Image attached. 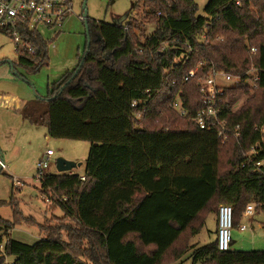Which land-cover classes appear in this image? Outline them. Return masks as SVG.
Here are the masks:
<instances>
[{
	"label": "trees",
	"instance_id": "trees-1",
	"mask_svg": "<svg viewBox=\"0 0 264 264\" xmlns=\"http://www.w3.org/2000/svg\"><path fill=\"white\" fill-rule=\"evenodd\" d=\"M143 1L145 25L132 12L122 25L88 18L91 47L79 64L49 86L46 98L21 109L49 137L91 148L84 175L39 179L62 218L40 224L13 198L0 199L14 212L12 222L0 217V264L9 257L8 264H264V251L221 252L217 238L178 249L186 234H199L215 204L232 206L234 229L248 205L264 212V164L249 161L254 145H260L255 161L264 157V0H210L205 16L194 0ZM24 38L37 54L17 52L14 66L37 72L48 61L49 43L36 31ZM213 67L241 79L222 97L220 119L236 134L226 142L171 107L179 97L192 115L200 110L198 81ZM252 70L256 87L246 82ZM23 224L37 226L41 240L12 239Z\"/></svg>",
	"mask_w": 264,
	"mask_h": 264
},
{
	"label": "rangeland",
	"instance_id": "rangeland-1",
	"mask_svg": "<svg viewBox=\"0 0 264 264\" xmlns=\"http://www.w3.org/2000/svg\"><path fill=\"white\" fill-rule=\"evenodd\" d=\"M194 1L199 7L198 15L205 16V8L210 0ZM76 4V14H79L83 11L82 0H76ZM134 4L139 5L136 11L132 9ZM87 8L88 18L91 20L109 23L132 12L131 19L136 18L142 25L146 24L141 16L144 10L143 0H87ZM153 31V27L148 30L149 33ZM41 32L49 39L48 31L41 29ZM54 40L55 47L48 49V61L39 71L31 72L14 66L18 60L16 44L10 36L0 32V158L2 155L8 167L0 175V199L9 203L13 198L24 216L34 218L40 224H45L53 216L62 218L64 213L61 208H52L48 198L43 196L37 162L43 154L52 150L54 155L50 157L47 174L58 173L57 160L65 158L81 163L82 166L74 172L82 175L85 173L91 148L89 142L51 138L45 127L32 125L21 115V109L26 103H33L37 97L46 98L49 86L66 70H72L79 64L86 47L84 22L74 16L66 25L65 32ZM244 101L245 98L239 100L235 109ZM41 105L38 107L40 110L44 109V105ZM221 205L225 204H215L214 214H203L202 219L206 217L207 221L199 234L193 238L186 234L179 242L178 249L192 244L205 246L216 241V214ZM13 214L12 206L7 204L0 207V217L5 220L12 222ZM50 224L56 225L57 221L51 220ZM241 225L246 226V230H233L232 251H264V212L255 211L252 217H243ZM11 238L34 244L41 239V234L37 226L23 224L11 231ZM10 259L11 257L6 258V262ZM175 264H180V261Z\"/></svg>",
	"mask_w": 264,
	"mask_h": 264
},
{
	"label": "built area",
	"instance_id": "built-area-1",
	"mask_svg": "<svg viewBox=\"0 0 264 264\" xmlns=\"http://www.w3.org/2000/svg\"><path fill=\"white\" fill-rule=\"evenodd\" d=\"M76 6V0H0V32L10 36L14 40L17 52H29L32 55H36L37 52L34 46L29 39L24 38V34L27 31H36L48 41L49 47H55L54 39L60 37L65 32L66 25L74 16L82 23L85 22L83 11L76 14ZM41 29L48 31L49 39L41 32ZM255 52L253 49V53ZM185 60H188V57ZM200 67L201 63L190 71L188 76L185 77V81L194 78ZM240 80L239 77L219 71L213 67L207 76L198 81L199 91L202 95V107L200 110L192 115L184 107L179 97L173 101L171 107L180 117L192 118L201 130L217 131L222 141L226 142L236 134L234 130L229 128L226 121L220 119L222 97L227 88L235 87L240 83ZM257 81V71L252 70L248 74L246 82L256 87L255 83ZM137 105L138 102H134L133 106L136 107ZM145 111L146 108L136 114L138 121L142 119V113ZM261 133L263 135L262 145L264 146V127L261 129ZM259 146L254 145L251 148V156L249 158V161L254 162L256 166L264 164V157L262 160L255 161L256 157L260 154ZM53 155L54 152L48 150L37 162L36 167L39 177L47 174V169L50 166L49 160ZM0 168L7 170V166L1 158ZM70 173L73 174L74 171ZM82 179L84 180L85 178L82 177ZM255 211H257L255 205H248L244 217H252ZM217 219L218 250L221 252L231 251L234 230V210L232 206L221 205ZM239 229L245 231L246 226L241 225ZM1 250H3V246H1Z\"/></svg>",
	"mask_w": 264,
	"mask_h": 264
},
{
	"label": "water",
	"instance_id": "water-1",
	"mask_svg": "<svg viewBox=\"0 0 264 264\" xmlns=\"http://www.w3.org/2000/svg\"><path fill=\"white\" fill-rule=\"evenodd\" d=\"M88 12L89 11H88V8H87V0H85V2L83 3V16L85 18L84 25H85V33H86L87 50H89L90 47H91V38H90V32H89V26H88ZM129 15H130V13H127L125 16L117 18V19L113 20V22H111V23L122 25L128 19ZM82 65H83V63L81 62L79 67L76 69L73 77L67 82V84L65 86L62 87L61 92L66 88V86L68 84H70V82L73 79L76 78V76L80 72V69H81ZM11 67L13 69V64H11ZM14 73H15V75L17 77H20L19 74L16 73L15 71H14ZM81 166H82L81 163H77L76 161L67 160L65 158H59L57 160V163H56L57 172L59 174L70 173V172L74 171L75 169H77L78 167H81Z\"/></svg>",
	"mask_w": 264,
	"mask_h": 264
},
{
	"label": "crops",
	"instance_id": "crops-1",
	"mask_svg": "<svg viewBox=\"0 0 264 264\" xmlns=\"http://www.w3.org/2000/svg\"><path fill=\"white\" fill-rule=\"evenodd\" d=\"M72 68H73V67H72ZM69 69L71 70V68H69ZM69 69H68V70H69ZM66 71H67V70H66ZM66 71H65V72H66ZM65 72H64V73H65ZM64 73H63V74H64ZM63 74H62V75H63ZM0 152H1V151H0ZM1 153H2V152H1ZM1 158H2V160L5 162V160H4V158H3L2 155H1ZM5 164H6V162H5ZM6 166H7V164H6ZM7 170H8V167H7ZM82 175H84V173H83ZM10 237H11V233H10ZM12 239H13V238H12ZM14 240H16V239H14ZM39 240H41V239H39ZM39 240H37V241H39ZM5 241H6V240H5ZM18 241H19V240H18ZM21 242H22V241H21ZM13 261H14V258H11L9 262H6V261H5V264L11 263V262H13Z\"/></svg>",
	"mask_w": 264,
	"mask_h": 264
},
{
	"label": "flooded vegetation",
	"instance_id": "flooded-vegetation-1",
	"mask_svg": "<svg viewBox=\"0 0 264 264\" xmlns=\"http://www.w3.org/2000/svg\"><path fill=\"white\" fill-rule=\"evenodd\" d=\"M84 2H85V0H82V5H83Z\"/></svg>",
	"mask_w": 264,
	"mask_h": 264
}]
</instances>
